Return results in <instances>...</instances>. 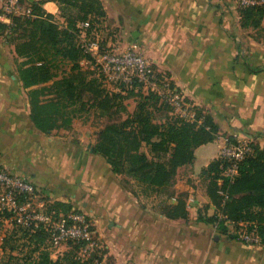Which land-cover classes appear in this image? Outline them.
<instances>
[{"label": "crops", "instance_id": "crops-1", "mask_svg": "<svg viewBox=\"0 0 264 264\" xmlns=\"http://www.w3.org/2000/svg\"><path fill=\"white\" fill-rule=\"evenodd\" d=\"M34 1H42L47 12L58 16V1L28 0ZM101 2L108 16L123 19L132 29L150 63L168 74L186 102L218 126L216 138L196 148L195 163L180 167L172 183L163 187L172 195L162 200L171 203L186 194L189 217L164 215L159 193L146 191L135 178H129V184L136 182L141 189L128 187L95 152L87 135L38 129L18 74L15 48L1 32L0 168L30 179L52 201L70 203L88 215L116 264H264V243L231 238L218 223L197 219L218 212L201 171L230 145L229 138L264 148V42L254 37L253 29L241 26L239 1ZM246 58L263 70L252 72ZM228 226L235 234V226ZM13 228L0 218L1 258L10 253L4 251L3 240ZM16 232L19 244L21 232Z\"/></svg>", "mask_w": 264, "mask_h": 264}, {"label": "trees", "instance_id": "trees-1", "mask_svg": "<svg viewBox=\"0 0 264 264\" xmlns=\"http://www.w3.org/2000/svg\"><path fill=\"white\" fill-rule=\"evenodd\" d=\"M56 1L61 7L77 8L79 18H67L66 24H62L44 9L42 1H34L29 2L30 16H14L11 26L0 25V32L7 42L15 44L18 74L30 101L31 118L36 127L46 133L70 128L90 101L105 111L109 109L110 101V93L104 95V89L96 79L88 78V71L82 70L80 65L85 52L80 43L79 23L91 19L93 14L106 16L101 0ZM239 14L243 28L264 32V4L239 5ZM59 62L70 63L71 71L54 80ZM248 66L254 73L263 70L249 61ZM86 95L90 98L85 99ZM145 98L149 99V96ZM217 133L214 119L200 108H196L192 118L171 116L165 122H157L147 104L139 102L132 116L120 126L105 128L102 141L95 144V152L106 158L116 174L127 171L126 174L139 180L146 191L160 193L163 187L172 183L180 167L195 163L196 148L213 141ZM229 140L235 142L232 138ZM249 144L251 152L238 162V173L233 179L224 175L232 161L221 155L201 171L207 181V193L218 212L211 216L199 214L197 219L218 223L220 230L234 239L238 238L237 230L255 232L264 243V148L254 142ZM143 147L147 150L143 151ZM127 165H130L129 171ZM185 196V193L179 196L176 203L162 200L160 211L169 218H188ZM48 209L67 213L73 207L70 203L52 201ZM4 216L0 213L1 219ZM229 224L235 226V234L229 233ZM13 227L4 237L3 248L4 251L9 249L8 258L14 264H94L95 259L102 262V256H97L98 250L90 258L78 256L83 242H69L65 256L54 260L49 252L41 251L43 242L48 240L44 230L32 233L22 226ZM16 230L21 232L19 244L15 240ZM24 245L29 246L27 251ZM15 250L23 255H14Z\"/></svg>", "mask_w": 264, "mask_h": 264}, {"label": "rangeland", "instance_id": "rangeland-1", "mask_svg": "<svg viewBox=\"0 0 264 264\" xmlns=\"http://www.w3.org/2000/svg\"><path fill=\"white\" fill-rule=\"evenodd\" d=\"M24 5L32 13V7L28 0H24ZM239 5L241 4L239 3ZM67 18L78 19L79 10L63 5L56 19L60 23L66 24ZM79 27L81 29L80 43L85 52L80 60L81 68L88 71V78L96 79V83L104 89V95L110 93L108 95L109 109L105 111L94 105V101H90L87 109L78 114L70 128L57 130H63V133H69L68 135L85 134L88 136V140L98 145L102 141L101 135L105 128L109 125L120 126L128 117L132 116L138 108L139 102L147 104V109L152 112L153 119L157 122H165L171 116L192 118L196 115V108L186 100L181 104L172 101L175 88L168 74L159 72L152 64H150V71H142L140 67L131 62L129 55L146 57V54L139 47L132 29L126 28L127 25L123 19H114L107 14L105 17L93 14L91 19L80 22ZM252 33L257 39L264 42V32L253 30ZM11 35L14 36V34ZM9 36L8 38L12 37ZM11 45L15 48V44ZM70 71V63L59 62L55 67L57 75L54 80L60 79ZM51 83L52 81L48 84ZM146 96H149V99H146ZM85 97V99L90 98L87 95ZM233 140L235 142H230V145L239 144L237 139ZM146 150L147 147H143V151ZM126 169L129 171L130 165H127ZM126 172L122 174V181L128 187L133 186L134 189H141V185H136V182L129 184L131 177ZM171 195V190L164 189L159 193L160 200ZM1 214L6 216L8 211L4 210ZM53 216L59 218V212L56 211ZM47 238L48 240L43 242L42 253L49 252L54 260L59 256H65L68 243L54 244L49 240V236ZM43 240H45L44 237ZM98 242L101 247L94 251L98 250L97 256H102L101 264H116L114 257L106 253L104 241L98 238ZM23 248L27 251L29 246L24 245ZM94 251L86 254L85 258L93 256ZM5 256L4 258L0 257V264H10L9 254ZM94 264H98V259H95Z\"/></svg>", "mask_w": 264, "mask_h": 264}, {"label": "built area", "instance_id": "built-area-1", "mask_svg": "<svg viewBox=\"0 0 264 264\" xmlns=\"http://www.w3.org/2000/svg\"><path fill=\"white\" fill-rule=\"evenodd\" d=\"M244 6L264 4V0H239ZM31 12L25 7L24 0H0V25L13 24L14 16H30ZM131 62L142 71H150V61L142 55H129ZM172 101L181 104L184 96L174 89ZM185 103V102H184ZM251 152L250 144L239 142L231 144L222 150L221 156L229 158L232 165L224 170V175L233 179L238 173V162ZM52 202L46 190L38 188L28 178L21 177L8 169L0 168V212L7 210L8 216L2 217L12 225L28 228L32 233L44 230L49 240L54 244L64 242H83L78 256L85 258L89 252L100 248L98 235L93 220L82 211L59 212V218H54L55 211H49ZM53 213V214H52ZM239 239L248 243L260 242L255 232L237 231ZM97 251V250H96ZM98 264L101 262L98 261Z\"/></svg>", "mask_w": 264, "mask_h": 264}, {"label": "water", "instance_id": "water-1", "mask_svg": "<svg viewBox=\"0 0 264 264\" xmlns=\"http://www.w3.org/2000/svg\"><path fill=\"white\" fill-rule=\"evenodd\" d=\"M135 36H136V33H135ZM93 151V150H92Z\"/></svg>", "mask_w": 264, "mask_h": 264}]
</instances>
